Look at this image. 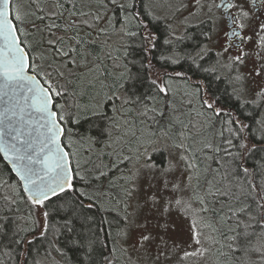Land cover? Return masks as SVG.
<instances>
[{
	"label": "snow or ice",
	"instance_id": "6c2138e0",
	"mask_svg": "<svg viewBox=\"0 0 264 264\" xmlns=\"http://www.w3.org/2000/svg\"><path fill=\"white\" fill-rule=\"evenodd\" d=\"M0 264H264V0H0Z\"/></svg>",
	"mask_w": 264,
	"mask_h": 264
}]
</instances>
